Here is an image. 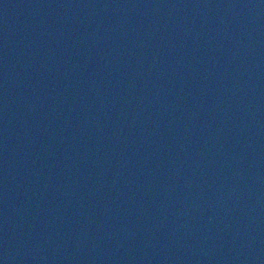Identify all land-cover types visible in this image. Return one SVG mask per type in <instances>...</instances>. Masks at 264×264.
I'll list each match as a JSON object with an SVG mask.
<instances>
[{
    "label": "water",
    "instance_id": "1",
    "mask_svg": "<svg viewBox=\"0 0 264 264\" xmlns=\"http://www.w3.org/2000/svg\"><path fill=\"white\" fill-rule=\"evenodd\" d=\"M0 264H264V0H0Z\"/></svg>",
    "mask_w": 264,
    "mask_h": 264
}]
</instances>
